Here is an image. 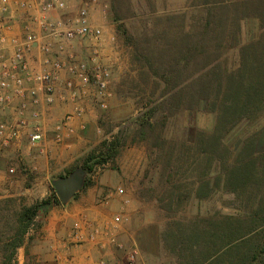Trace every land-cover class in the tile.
Wrapping results in <instances>:
<instances>
[{"label": "rangeland", "instance_id": "rangeland-1", "mask_svg": "<svg viewBox=\"0 0 264 264\" xmlns=\"http://www.w3.org/2000/svg\"><path fill=\"white\" fill-rule=\"evenodd\" d=\"M64 1L67 7L59 13L73 20L82 2ZM89 1L92 24L102 26L105 32L99 61L111 67L107 106L104 108L95 100V87L90 84L86 87L87 96L81 99L85 128L76 130L61 144L48 131L43 141L44 153L30 148V153L37 156L35 167L19 159L21 150L18 158L8 162L3 157L5 151L0 153L4 158L0 159V206L10 212L18 211L40 199L43 193L44 197L50 195L55 179L74 168L83 171L85 159L104 149L105 140L117 141V154L94 165L91 184L72 198L74 204L83 200L84 205L91 201L101 204V212L94 217L80 214L76 222L106 226L114 216L121 215L119 226L109 229L116 239L110 244L119 249L121 264L129 263L134 249L138 251L134 264H181L164 241V233L172 223L233 214L240 205H246V194L249 196L253 190L258 193L255 183L239 187L245 193L241 202L237 193L218 179L243 155L251 138L255 140L254 156L264 164V112L252 108L249 115L224 132L223 146L209 155L199 136L201 132H214L216 113L200 99L201 91L195 81L210 72L222 78L236 71L242 65L241 47L264 40V20L246 16L240 20L238 31L234 21L242 13L258 14L254 9L259 0L252 7L249 4L248 9V0ZM224 5L228 9H216L215 13L225 19L217 35L211 31L213 37L207 36L211 42L198 49L192 59L184 60L183 48L193 40L187 29L196 36L208 7ZM12 6L14 11L19 8L15 0ZM28 12L23 9L24 14ZM29 17L18 22L16 19L19 32L31 21ZM52 43L67 64L89 62L93 54L89 41L65 42L61 48L57 41ZM91 71L88 65L86 72ZM63 74L61 95L67 94L68 73L64 70ZM10 168L15 172L10 173ZM86 176L85 172V179ZM203 181L209 184L205 182L202 187ZM118 187L125 190L124 195L115 193ZM260 188L258 194L263 198L264 187ZM35 223H42V214ZM34 227L30 234L36 239L39 229ZM32 245L29 255L23 249L29 264L33 263ZM19 253L20 250L18 256Z\"/></svg>", "mask_w": 264, "mask_h": 264}, {"label": "trees", "instance_id": "trees-1", "mask_svg": "<svg viewBox=\"0 0 264 264\" xmlns=\"http://www.w3.org/2000/svg\"><path fill=\"white\" fill-rule=\"evenodd\" d=\"M258 0H248L247 9ZM250 4V5H249ZM216 9H228L227 6L208 7L205 22L199 27V33L187 35L189 40L183 48L184 60L193 58L198 49L211 42L208 37L217 35L225 19L217 16ZM258 14L242 13L236 15V30H240V20L246 16H255L259 20L264 16V0L255 5ZM239 11V10H238ZM260 13V14H259ZM253 17V18H255ZM218 18V19H217ZM215 26V27H214ZM211 31L214 33L211 36ZM208 36V37H207ZM214 38H212V41ZM242 65L236 71L220 77L210 72L195 82L200 90V99L207 102L211 111L216 113L214 132H201L199 139L204 143V152L211 155L213 149L223 146L224 132H228L244 115H249L252 108L264 112V40L257 39L241 47ZM254 138L245 147L243 155L226 168L220 179L237 193L242 202L245 193L239 191L247 183H255L258 193L264 187V164L254 156ZM118 142L105 140L100 152H93L83 163V172L87 174L83 189L91 184V175L97 163H105L117 154ZM228 153V150L227 152ZM229 155V153H228ZM210 157V156H208ZM227 156H224V164ZM264 161V160H263ZM230 165V164H229ZM228 165V166H229ZM76 169L68 171V175ZM68 175L60 176L66 177ZM209 184V181H203ZM219 186V183H215ZM259 184H262L259 186ZM254 191V190H253ZM247 196L246 205L238 207L233 214H218L208 218H197L189 222H174L164 233L168 250L178 256L181 264H264V195L256 191ZM78 195V194H77ZM202 197V194H198ZM54 204H61L55 190L51 194L36 200L30 205H23L18 211L10 212L0 206V264H18V251L25 248L30 253L34 236L30 232L40 229L36 224L41 214L47 213Z\"/></svg>", "mask_w": 264, "mask_h": 264}, {"label": "built area", "instance_id": "built-area-1", "mask_svg": "<svg viewBox=\"0 0 264 264\" xmlns=\"http://www.w3.org/2000/svg\"><path fill=\"white\" fill-rule=\"evenodd\" d=\"M81 2L78 14L71 20L59 13L67 7L64 0H15V4L29 11L31 17L19 32L12 0H0V153L11 148L25 133L31 148L45 152L43 141L47 135L41 108L44 102L50 104L54 101L64 70L68 73L67 94L61 99H69L76 105L73 111L55 122L52 129L55 142L61 144L75 132L73 120L85 114L81 99L87 96L88 85L95 87L94 97L100 106H107L111 67L99 61L105 32L102 26L93 25L90 20L91 2ZM54 12H57L56 16H53ZM35 26L39 29L36 30ZM52 40L57 41L60 48L65 42L89 41L93 44V54L89 56V62L67 64L58 56L60 51L53 49ZM36 48L39 51L37 56L33 54ZM88 65L91 74L86 72ZM9 171L14 173L15 169ZM115 193L122 196L125 190L118 187ZM121 222V215L114 216L106 226L77 221L71 236L74 242L83 243L84 227H89L91 240L105 235L115 242L109 229ZM137 253L136 249L130 252L128 264L135 263ZM101 264H105V260H101Z\"/></svg>", "mask_w": 264, "mask_h": 264}, {"label": "crops", "instance_id": "crops-1", "mask_svg": "<svg viewBox=\"0 0 264 264\" xmlns=\"http://www.w3.org/2000/svg\"><path fill=\"white\" fill-rule=\"evenodd\" d=\"M15 15L17 22L20 21V19L22 20V18L26 19L28 16L27 13H23V9L21 8H16ZM16 29L19 31L17 25ZM33 54L35 56L39 54L37 48L33 51ZM33 61L35 65H38L37 60L33 59ZM64 75L65 74L62 76L63 78ZM61 91L62 81L54 95V101L50 104L44 102L42 105L41 109L46 135L48 131L52 133L57 118L61 119L64 113L73 111L76 105V103L69 99L67 101L61 99ZM84 117L85 115L73 120L75 131L85 128L83 127L85 126L83 123ZM26 144H28V146ZM30 148L28 135L25 133L13 146H11V148L4 152L5 155L3 157L6 158L7 162L11 161L19 157V151L21 150L22 154H20L19 159L23 163L26 162L29 163V165L31 163L35 167V158H37V156L30 153ZM16 153L19 154L16 155ZM0 159L3 160L4 158L0 157ZM43 160L45 161V159ZM43 160L42 162H44ZM45 194L46 193H43L38 197L42 199ZM70 201L71 202L66 205H54L49 208L47 213L42 214V225L37 231L36 241H34L32 245V264H101V260H105V264H121V258H118L119 249H117L115 245L110 244L111 241L109 237L104 235L98 237L96 240H91L89 237V227H84V242L80 244L74 242L71 234L76 219H78L80 214L84 213L92 217L96 216V214L101 212V204H93L91 201L86 202L87 205H84V200L82 202L79 201L77 204H74L72 199ZM30 204L31 203H28V205ZM98 224L102 225L99 222ZM23 249L24 247L19 249L18 264H29L28 260L25 258Z\"/></svg>", "mask_w": 264, "mask_h": 264}, {"label": "water", "instance_id": "water-1", "mask_svg": "<svg viewBox=\"0 0 264 264\" xmlns=\"http://www.w3.org/2000/svg\"><path fill=\"white\" fill-rule=\"evenodd\" d=\"M85 184V173L76 169L66 177H60L53 181V188L62 204H68L70 200L82 190Z\"/></svg>", "mask_w": 264, "mask_h": 264}]
</instances>
